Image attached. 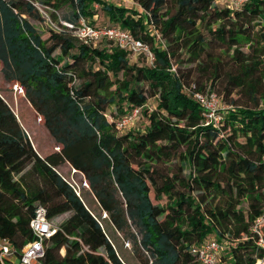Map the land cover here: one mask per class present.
I'll list each match as a JSON object with an SVG mask.
<instances>
[{"label": "trees", "instance_id": "1", "mask_svg": "<svg viewBox=\"0 0 264 264\" xmlns=\"http://www.w3.org/2000/svg\"><path fill=\"white\" fill-rule=\"evenodd\" d=\"M135 2L138 8L112 0H0V79L17 86L53 145L36 150L27 118L0 90V239L13 245L16 261L41 206L49 220L70 214L44 243L41 264H128L113 243L117 233L131 241L138 264H200L192 250L211 240L226 250L228 264H256L264 259V0L237 9L215 0ZM35 4L69 7L65 20L94 26L98 5L107 27L150 45L154 62L130 64L112 41L86 43L56 29L45 36L30 20L43 18ZM225 55L234 72L224 96L238 90L253 106L230 99L218 125L205 126L192 97L205 87L172 59L196 63L217 80ZM135 108L146 126L118 130ZM173 161L174 172L157 168ZM65 165L86 190L62 175Z\"/></svg>", "mask_w": 264, "mask_h": 264}, {"label": "rangeland", "instance_id": "2", "mask_svg": "<svg viewBox=\"0 0 264 264\" xmlns=\"http://www.w3.org/2000/svg\"><path fill=\"white\" fill-rule=\"evenodd\" d=\"M112 2H116V4L122 5V6H127V7H131V8H138V4L135 2V0H112ZM216 4H219L220 6L223 5H229L230 2L227 0H220L219 2H216ZM168 6H172V1L168 2ZM37 7L40 11V13L43 15V18L41 20H34V19H30L31 22L33 23V25L36 27L37 31L45 34V36L48 33V30L50 29H58L60 22H58L60 19H64V15L68 14L70 12V8L69 7H63L60 10H56L53 12L52 9L41 6L39 4H37ZM174 6H173V10H174ZM171 11H172V7H171ZM96 15H95V20H94V24L95 26H101L104 27L108 24H110L111 22L109 21V19L107 18V16L104 14V12L102 11V9L99 7L95 10ZM53 13V15H52ZM259 27V26H258ZM151 28V27H150ZM263 31H264V25H263ZM74 39V38H73ZM76 40V39H75ZM78 41V40H77ZM101 42V41H100ZM100 42H96V43H100ZM94 43V44H96ZM104 45L105 42H101L100 45ZM243 51H247L246 47H243ZM60 51L59 49H56L54 51V54H59ZM174 65H176L178 68L182 69V70H187V69H191L192 72V81H194V79L199 78L201 80V85H203L205 87V91H213L215 92L218 96H220V100L222 102V104H232L229 102L230 99H235L236 100V105H240V106H248V107H252L253 103L251 102L250 98L244 94L243 92H239L238 90H234V92L229 96V97H225L224 96V92L225 89L228 85L227 83V75L228 73H233L234 72V63L232 61V59L229 58V56H224L223 58V69L220 73V78L217 80H212V79H208V73L203 72L201 69H199L196 66V63H190V64H185V63H179L178 61L176 62L174 59H172ZM129 63H136L138 65H147L149 63L146 62L145 58L142 55H138L135 57H129ZM0 90H2L1 94L4 96V98L6 99V102L8 103V105L10 106V108L12 109V111L18 115L19 117H26L28 120V124L25 125L26 130L34 144V146L36 147V150L41 153V152H50L52 151L53 145L51 142V139L48 135V133L45 131V129L42 126V123L38 121V119L36 118V115L33 113V111L30 109V107H28V104L24 98V96L19 93L18 91H16L14 89L13 86H10V84L3 82L0 79ZM262 94L264 95V84L262 86ZM259 107L264 106V99L263 100H259L258 102ZM157 105V99L156 97H150L147 100L146 103V108L153 110ZM109 112H112V114L114 116H118L119 113L117 111V106L116 105H112L109 107ZM147 124V121L144 119H139V117L137 118L136 122L134 123V126L132 128L138 129V130H142ZM42 154V153H41ZM178 167V163H176L175 161L171 162L168 165H160L157 168H159L160 171L168 172L169 170H172L173 172L176 171ZM68 166H63L60 170V172L62 173V175L69 180L70 182L73 183V185L75 186V188L77 189V191L79 192V189L84 191L87 188L84 187L83 185V178L79 175V174H73L72 171H70L68 169ZM69 171V172H68ZM190 169L187 167L184 171V174L187 175L189 173ZM165 200L162 201V203H164ZM91 207L95 210V206L94 204L90 203ZM97 214V213H96ZM70 214H64L61 215L55 219L51 220L52 226L54 229H57L58 226L60 225L61 222H63L65 219L68 218ZM101 218L103 219L104 216L102 215ZM114 245L116 247V251L119 255V257L127 262L128 264H138L136 261V257L135 254L133 252L132 249V243L131 241L122 238L121 234H116V238L114 239ZM101 252H103L101 250ZM226 250H222L221 251V256L223 258H220L219 260V264H228V257L225 254ZM63 252L61 251V254ZM32 264H39L38 261H34ZM257 264V262H256Z\"/></svg>", "mask_w": 264, "mask_h": 264}, {"label": "built area", "instance_id": "3", "mask_svg": "<svg viewBox=\"0 0 264 264\" xmlns=\"http://www.w3.org/2000/svg\"><path fill=\"white\" fill-rule=\"evenodd\" d=\"M215 1L219 2L220 0ZM227 1L230 2L229 5L237 9L246 0ZM35 5L37 6V4ZM95 7L98 8V5ZM58 22H60L58 31H63L80 41L86 43H96L102 40L112 41L113 44L126 50L128 57L142 55L149 64L154 62L155 57L150 45L139 38H135L127 30L119 27H96L82 17L78 19L77 23L65 19H60ZM155 37L160 40L158 33H155ZM171 70H175L173 64ZM14 89H17L16 85H14ZM192 97L201 108V116L205 126H217L220 114L229 109L228 105L222 104L220 96L212 91H194ZM139 111V108H135L128 115L118 120L116 124L118 130L132 127L139 117ZM29 228L32 233V240L23 247L21 255L16 261H12L14 256L13 245L7 240L0 239V264H7L9 260L12 264H32L34 261L41 264L40 259L44 253V243L53 236L56 229L53 228L51 220L47 218L45 209L41 206L35 209V214L29 222ZM258 245L264 250L262 239L259 240ZM221 251V246L213 240L207 241L192 250L200 264H219ZM257 264H264V259L258 260Z\"/></svg>", "mask_w": 264, "mask_h": 264}]
</instances>
